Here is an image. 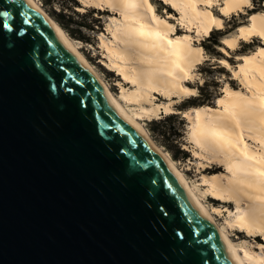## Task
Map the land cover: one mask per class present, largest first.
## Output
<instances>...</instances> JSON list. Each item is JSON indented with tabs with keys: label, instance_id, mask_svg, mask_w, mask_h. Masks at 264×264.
I'll return each mask as SVG.
<instances>
[{
	"label": "water",
	"instance_id": "water-1",
	"mask_svg": "<svg viewBox=\"0 0 264 264\" xmlns=\"http://www.w3.org/2000/svg\"><path fill=\"white\" fill-rule=\"evenodd\" d=\"M0 264H236L26 0H0Z\"/></svg>",
	"mask_w": 264,
	"mask_h": 264
},
{
	"label": "bare ground",
	"instance_id": "bare-ground-1",
	"mask_svg": "<svg viewBox=\"0 0 264 264\" xmlns=\"http://www.w3.org/2000/svg\"><path fill=\"white\" fill-rule=\"evenodd\" d=\"M88 1L114 7L124 17V21L121 20L120 26L114 30V38L122 45L117 48L106 47L108 48L107 51L114 57L110 61H113L112 65L132 86H136L134 92L121 93L122 99L140 101L146 98L151 90H159L167 97L174 93L183 96V94L193 92V89L183 85L182 81L192 76V68L203 57L202 50L200 47L192 46L191 40L186 34L176 39L162 35L163 32H167L173 27L171 28L167 21L152 11L149 0ZM163 1L178 11L182 21L190 25L195 24L198 35H207L214 26L215 28L222 26V18L214 16L209 10L212 5L217 4V0ZM26 2L46 19V22L51 25L59 38L72 50L83 69L110 98L128 124L166 161L170 170L192 197L209 226L217 234L236 264H264V255L250 254L246 250L243 251L242 256L237 253L236 246L223 230L219 229L209 218L194 189L187 184L175 166L170 164L172 162L168 157L152 143L148 135L146 136L137 117H150L152 114H156L160 105L148 108L141 106L139 112L129 113L107 88L106 83L93 67L87 64V61L83 59L65 33L60 28L58 29L52 19L34 0H26ZM84 2L86 1L84 0ZM247 2L248 0H222L220 4L218 2L219 6L217 7L221 14L227 16L232 12H239ZM201 4L203 6H200ZM132 20L145 25H137ZM254 36L260 38L264 43V13L249 15V22L246 25L238 26L235 36L223 37L222 42L226 47L233 49L239 40H247ZM132 54L141 63L135 61L130 65L128 61L134 59ZM239 59L241 62H239L234 74L235 77H239L245 90L240 91L226 86L222 89V95L217 97L215 107L197 106L189 111L192 113L191 116L188 115V111L184 113V116L189 117L192 122L190 140L192 139L198 148L200 146L206 152L213 153L212 157L223 159L225 170L231 174L230 176L227 175V179L223 178L224 180L219 176L213 178L210 176L209 180V190L213 195L217 198L234 199L237 202L236 212L230 224L244 227L248 233L261 231L264 235V154H262L264 152V47H259L252 53L242 54ZM162 108L166 113L172 111L167 104H163ZM242 132L243 134L247 132L259 139V145L262 148L261 153L256 155L251 151V148L248 150L245 147L247 143L242 138ZM255 155H262V158H254ZM216 159L214 158V160ZM217 160L218 162L221 161ZM239 201L245 202L243 207Z\"/></svg>",
	"mask_w": 264,
	"mask_h": 264
},
{
	"label": "rangeland",
	"instance_id": "rangeland-1",
	"mask_svg": "<svg viewBox=\"0 0 264 264\" xmlns=\"http://www.w3.org/2000/svg\"><path fill=\"white\" fill-rule=\"evenodd\" d=\"M34 1L53 20L49 14L50 12L46 10L47 8L45 9L43 7L42 2L40 0ZM85 1L86 2H84V0H74V2H68V0H66L64 6L68 8H62L60 1H56L57 3L54 4L53 8L56 10L61 9L60 13L62 12V14L65 15V20H69V16L72 18L70 24L68 25L69 29H65L60 26L62 31L71 41V43L77 48L83 59L87 61V64L93 67L95 72L106 83L107 88L119 100L123 108H125L129 113L139 112L141 110V106L148 108L150 106L154 107L158 104L160 105L156 114L154 113L150 117H137V120L144 129L146 136L148 135L152 143L155 144L161 150V152L168 157V159L173 163L170 164L175 166L187 184L194 189L201 203L204 205L209 218L219 229L223 230L229 240L236 246L237 253L242 256L243 251L246 250L250 254L263 256V232L258 231L254 233H248L244 227L230 224L236 212L237 202L234 199H223L224 197L217 198L209 190L210 176H212V178L214 176H219L221 179H227V175L230 176L231 174L229 171L227 173V170H225L226 167L223 164V159L217 158L215 156L212 157V155H214L213 153L211 154L206 152V150H203V148L200 146L198 148V145L195 144L192 139L190 140V128H192V122L189 117L184 116V113L188 111V115L191 116L192 113L189 111L199 105L215 107L217 97L222 95V89H224L226 86H228V88L230 87L240 91L245 90V88L240 83L241 81L239 80V77H235L234 74L239 62H241L239 56L242 54L255 52L257 48L264 47V43L260 38L254 36L247 40H239L235 48L231 49L224 45L222 38L235 36L238 26L242 24L246 25L249 22V15L259 12L264 13V0H248L247 4L243 6L239 12H232L227 16L221 14L217 7L222 2V0H217V4L212 5L209 10L214 16L222 18V26L220 28H215V26L214 28L212 27L213 29H211L207 35H198L195 24L190 25L182 21L178 11L171 8V6L165 1L149 0L153 9L152 11L167 21L171 28L173 27V30L169 29L167 32H163L162 35H168L173 39L182 37L184 34L188 35L192 46L201 48L203 57L192 68V76L182 81L183 85L193 89V92H189L185 95L183 94V96L182 94L179 95L174 93L168 95L169 97H167V95H163L159 90H151V93L149 92L150 94H147L146 98L140 101H125L122 99V97H120L121 93L134 92L136 86H132L130 82H128L126 78L122 76L117 68L112 65L113 61H110L112 58L114 59V57L109 51H107L108 48H106H117L118 46L122 45L114 38V30L120 26L121 20L122 22L124 21V17H122L121 13L114 7H110L109 5L105 4L102 5V3H98V5L97 3L95 4V2L88 0ZM200 6L203 5L201 4ZM132 22L134 21L132 20ZM134 23L137 25H145L139 21H135ZM212 30L215 31V36L219 35L216 44L212 43L213 40L205 41ZM75 36H82L85 40L77 39ZM116 43L119 44L116 45ZM132 56L133 58L136 57L133 54ZM130 60L128 61L130 62V65H132L133 62L135 63V61L141 63V61L136 58ZM190 98L198 99L196 102H199V105H194V103H191ZM163 104L169 105L172 111L167 113L164 112L162 110ZM171 113L178 114L179 116L172 122V125L175 126L174 132L176 134H171L170 139L173 137L175 138L173 142H177V145L182 150H185L187 153L185 157L173 158L171 152L165 149V147L160 141H158L157 138L152 137L146 128L149 120L162 119ZM180 119L181 123H179ZM248 135L249 134L247 132H244V134L242 132V138L245 143H247H244L245 147L248 150L252 149L251 151H253L256 155L261 153L262 148L259 145V139ZM262 154H264V152H262ZM256 155L254 158H262V155ZM214 158H217L219 161L221 160L223 162H218V160H214ZM239 203L241 207H243L245 204V202L242 201H239Z\"/></svg>",
	"mask_w": 264,
	"mask_h": 264
},
{
	"label": "trees",
	"instance_id": "trees-1",
	"mask_svg": "<svg viewBox=\"0 0 264 264\" xmlns=\"http://www.w3.org/2000/svg\"><path fill=\"white\" fill-rule=\"evenodd\" d=\"M42 2L43 7L50 12L49 14L51 15V17L53 18V22L55 24H57V26L60 28V26L62 28H68L69 29V24L71 22L70 16L68 17L69 20H65V15L62 14V12L60 13V10H56L54 7V4L57 3L56 1H60L61 3V7L62 8H68L65 5V1L66 0H40ZM74 2V0H68V2ZM258 1H262V0H258ZM59 11V12H58ZM57 23H56V22ZM84 25V24H82ZM61 29V28H60ZM62 30V29H61ZM210 32V31H209ZM215 31L212 30L210 35L205 39V41H210L213 40V44H216L217 39L219 37V35L215 36ZM74 36V34H73ZM77 39L80 40H85L82 36H75ZM206 46V45H205ZM191 103H194V105H199L198 99L195 98H190ZM204 101V100H203ZM200 106V105H199ZM197 107V106H196ZM178 114H168L166 115L164 118H160V119H151L148 121L147 123V130L149 132V134L154 137L157 138L158 141L161 142V144L165 147V149H167L169 152H171V155L173 158L176 157H185L187 155V153L185 152V150H182L178 145L177 142H173V140H175V138L173 137L172 139H170L171 134H174L175 130V126L172 125V122L174 119L178 118ZM179 123H181V119L179 120ZM178 133V132H177ZM176 134V133H175ZM173 152V154H172Z\"/></svg>",
	"mask_w": 264,
	"mask_h": 264
}]
</instances>
